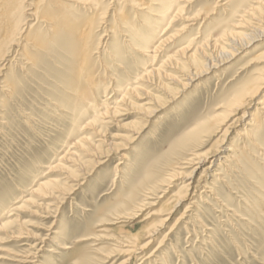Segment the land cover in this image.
Here are the masks:
<instances>
[{
    "label": "rangeland",
    "instance_id": "obj_1",
    "mask_svg": "<svg viewBox=\"0 0 264 264\" xmlns=\"http://www.w3.org/2000/svg\"><path fill=\"white\" fill-rule=\"evenodd\" d=\"M139 1L145 9L133 7L128 0H99L96 15L89 9L90 4L74 11L80 22L92 21L95 36L101 37L91 63L97 87L79 89L87 92L88 100L103 102L97 108L100 113L105 112L107 104L114 108L121 101L114 96L109 78L116 84L133 86L134 78L150 66V56L141 57L126 48L127 39L121 35L125 27L119 26L124 18L131 30L153 35L150 46L157 42L155 35L164 25L155 22L158 7L152 6L153 1ZM192 1L181 10L179 18L212 8V0ZM227 2L226 12L217 9L203 27L195 25L184 30L182 19L173 20L166 36L181 32L172 41L175 46L166 52L165 48L172 45L164 46L161 56L155 59L153 67L160 69L159 77L145 83L143 90L125 95V113L109 115L110 119L93 125H89V113L76 124V130L70 121L73 91L43 70L35 77L26 76L29 68L21 65L14 53L22 42L18 40L17 47L9 46L5 61L0 63V264H25L8 261L11 254H40V262L45 259L47 264H264V120L258 148L247 147L244 155L236 153L230 163L221 159L226 153H218L221 146L240 147L251 141L243 140L238 133L246 130V120L256 114L254 103L264 98V85L255 101L245 104L235 115L230 107L236 96L264 76V54L254 57L264 52V9L253 21L249 19V27L237 29L247 31L249 40L231 46L229 43L224 54L209 44L204 50L206 60L201 59L202 70L194 65H189L192 69L188 72L183 70L180 66L184 60L180 58H173L171 64L165 62L185 46L188 37L193 48L203 37H216L224 24L229 23L231 29L230 24L236 23L243 12L264 5V0ZM232 10L238 13L229 20ZM168 17L170 14L165 19ZM250 26L258 30L248 32ZM22 30L24 36L26 27ZM113 48L121 54L111 59ZM47 65L53 69L50 62ZM5 81L15 86L9 99L3 87ZM212 126L215 128L211 132ZM191 154L215 156L217 164L221 161L227 167L219 164V178L212 175L217 168L203 175L207 162L193 174L192 168L183 164ZM124 156L129 161H124ZM189 175H193L192 200L184 198L177 204V195L183 183L189 182ZM149 177H162L165 182L150 193L145 185ZM48 180L56 184L49 195L34 193L38 184ZM211 183L215 195L199 196ZM131 192L137 194L134 209L129 207ZM194 201H198L196 208L190 205ZM167 212L169 221L159 223ZM54 231L57 236L52 235ZM128 239H136L145 248L131 258L125 256L122 243ZM127 258L129 261H124Z\"/></svg>",
    "mask_w": 264,
    "mask_h": 264
},
{
    "label": "bare ground",
    "instance_id": "obj_2",
    "mask_svg": "<svg viewBox=\"0 0 264 264\" xmlns=\"http://www.w3.org/2000/svg\"><path fill=\"white\" fill-rule=\"evenodd\" d=\"M28 1H30V2H28ZM152 1H153L152 6L158 7V10H159L157 15L155 16V18H156L155 22L156 23H160V22L164 23L162 28L159 30L158 35L156 36L155 35L156 33H154L155 37H158V40H157V42H155V44L153 46H150V43L153 41L152 40L153 35L150 32H147V31L139 32L137 30H135V31L131 30L130 26H127L125 24L124 18L120 20V25H119L120 27H125V30H124L123 34H121V35L127 39V41L124 40L125 41L124 44L126 43V48L128 46L129 49L134 50L141 57L150 56V60H148V62H147V63H149L150 66H149V68L143 70L140 73V75H138L137 77L134 78L133 86L131 85L132 87L130 85H128L127 83H124L123 85L116 84L115 80H113L112 78H109V80L112 84V86L110 88L114 92V96L116 98L120 99L121 101L118 102L114 108H110L109 104H107V106L104 108L105 109L104 113H100L101 111H99V109H97L100 107V105L103 102H97V100H88L86 98L87 92L79 90L81 88H85V86H88V88L90 90H95L97 87V85H94V83H93L92 64L91 63L93 62L92 55L95 53V51H97V46L99 45V43L101 41V37L98 38L99 35L95 36V28L93 26L92 21H90V23H82V22H80L81 21L80 18H78L77 16L74 15V11H77L78 6H80L82 4H90L89 9L92 10L93 12L95 11V13L93 15H96V12L100 8L99 7V4H100L99 0H0V63L5 61L7 54L9 53V51L11 49V48H9V46L11 44H13L17 47L16 42L19 40L20 42H22V44L20 45L19 51L23 52V55L21 56L19 54V51H15L14 53H15V56L17 55V61L21 65L29 68L27 70L26 76L35 77L36 75L39 74V70H43V71H46V73H48L50 77L56 78V81L59 84H61L63 87L69 88L73 91L72 101H71L72 107L70 109V113H71L70 114V116H71L70 121L72 122V124H74V125L78 124V122L82 118H86V116H88L89 113L92 114L91 115V121H90L89 125L96 124L99 121H100V123L101 122L103 123L104 119L106 120L107 118L110 117L109 115H117V114H122V113L126 112V110L124 109L127 106L125 104V102H126L125 101V95H128L131 92V90L132 91H140L142 89V86L145 83H149V82L153 83L154 79L156 77H159L160 69L159 68L154 69V67H153L155 65V59H157L158 57L161 56V51H163L162 48H164V46H169V43H171V45H172L170 47L165 48L164 52H166L169 48L171 49V47L175 46V41L174 42H172V41L174 40L175 37L180 35L179 33L181 32V31H179V33L177 32L176 33V34H178L177 36L176 35L174 36V34L172 36L169 35V37L166 36V32H167L168 28L171 26V23L173 20L182 19L181 21H183L185 23L182 26V27H184L183 28L184 30L185 29L188 30V28H190V27L193 28V26H195V25H199L198 27L200 28V27H203V25H205L207 23V21H209L214 15L217 14V11H216L217 9H221L222 11L226 12L225 10H226L227 5H228L227 0H212L213 1L211 3L212 8H209L203 14L193 15L191 17L179 18V15L181 14V10L186 8L191 3L192 0H148V2H152ZM128 2L133 7H137V8L141 7L142 10L145 9V4H141L139 0H128ZM179 3H183V5H180V7H179V5H178ZM263 9H264V5H260V7L258 9L252 8L251 10L243 12L242 15L239 16V19L236 23L230 24L231 29H229L227 27V25H229V23L224 24L225 25L224 28H222L218 32L216 37L215 36L203 37V38H201V40L199 42L196 43V45L193 46V48H190V46L192 45V42H191V38L189 39V37H188L187 40H185L183 42L185 46L181 47L176 52H174L173 56L168 57L165 60V62L170 63V62L174 61L173 58H177V59L180 58V59L184 60V64H182L183 66H180V67L185 68L183 70H186L188 72L189 69L191 68L189 65H194L196 70H198V69L202 70L201 59L203 60L205 58L206 54H205L204 50L208 47V45L212 44V46L214 47V51L216 48H218V50L220 51L219 53L224 54V52L227 51L226 48L229 46L228 45L229 43L231 46V43L236 44V43H239L241 41L247 40L249 38V35L246 33L247 31L245 33H243L240 31L238 32L237 29H243L242 27H245V26L249 27V23H250V22H248L249 19L252 18V21H253L255 18L254 16L257 15V12L260 10L262 11ZM142 10H140V11H142ZM237 13L238 12H236L235 10H232L231 15L228 16L229 20L232 19V17H234L235 15H237ZM262 13H264V12H262ZM24 14H25V16H24ZM169 14H170V17L165 19V16L169 15ZM259 14H260V12L258 13V15ZM263 15H261V16H263ZM262 18L264 19V16ZM147 19H149V18H147ZM259 19H261V18L259 17ZM259 19H258V21H259ZM263 19H261V20L263 21ZM261 20L259 22H261ZM255 22H257V21H255ZM31 23H32V25H31ZM254 25L256 26V24H254ZM24 26L26 27L27 32L25 33L24 36H21V33L23 31L22 27H24ZM32 27H35V28H32ZM250 27H251V29L248 30V32L253 33V32L258 30L256 28H254V26H250ZM256 27H258V25ZM261 27H262V25H261ZM262 33H261V36H262ZM261 36H257V37L260 38ZM253 37L254 36H252V39H253ZM255 40H256V38H255ZM255 40L253 39V41H255ZM140 41H142V42H140ZM244 42H241V43H244ZM250 42H249V44H250ZM136 43H137V45H136ZM180 43H181V40H180ZM246 43H248V42H246ZM138 44H140V45H138ZM182 45L183 44H181V46ZM234 47H235V45H234ZM238 47H239V45H238ZM233 50H234V48H233ZM230 52L231 51H229L228 53H230ZM117 54L120 55L121 53L119 52L118 49L116 50L115 48H113V51L110 53L109 56L111 59H113L116 57ZM262 54H264L263 51L257 53L254 57L255 58L259 57ZM212 56H214V55H212ZM219 56H222V55H219ZM207 59H208V57H207ZM205 60H206V58H205ZM48 62H50L52 64L53 69H50V67L47 65ZM173 63H175V62H173ZM176 63H177V61H176ZM2 64H0V67L2 66ZM203 65H204V62H203ZM173 67H174V65H173ZM56 69L62 70L63 73L61 75L60 74L57 75L54 72V71H57ZM195 69H194V71H196ZM0 70H1V68H0ZM194 71H192V72H194ZM263 71H264V69H263ZM263 71H261V72H263ZM190 72H191V70H190ZM182 73H184V72L183 71L180 72V74H182ZM203 73H205V72H203ZM201 74H202V71H201ZM198 75L199 74H197V76ZM199 77H200V75H199ZM186 79L184 81H186ZM13 84H16V83H13ZM262 85H264V76H261L258 83H254L251 86H247L243 92H241L238 96H236L234 98L232 106L230 107V110L233 109V113L237 112L245 104L249 105L250 102L255 101V99L259 96ZM184 86H185V83H184ZM3 87H5V89H6V90H4L5 95H7L8 99H9V97L15 91L14 90L15 86L9 85L5 81V84ZM107 87H108V85H107ZM185 89H186V87H185ZM91 92H93V91H91ZM254 106H256V110H255L256 114H254L252 116L250 115L248 118V121L246 120V123L244 124V126L246 127V130L238 133V136L243 138V140H245V138H248L249 140L251 139V141H249V144H247V145L242 144V145H240V147L239 146L235 147V146L230 145V147H226L225 149H223V147L220 145L221 147L220 146L219 147H220V150H222V151H220L218 153H224V154L226 153V155L221 158L222 160H224V162L230 163L231 160L234 159V156L236 157V153L240 152L241 155H244V153L247 151V147L249 149H251L252 147L258 148V146H260L261 142H259L258 135L260 134L261 130L263 129L262 124H261L262 123L261 120H264V98L255 102ZM67 108H64L63 110H65ZM63 110H62V112H63ZM226 114H227V112L225 113V115ZM153 115H152V117H153ZM234 115H235V113H234ZM225 117L228 118L227 116H225ZM235 120H237V119H235ZM218 122H220V121H217V123ZM233 122H235V121L233 120ZM214 124L216 125V122H214ZM74 128L76 130L77 125ZM214 128L215 127L212 126L209 131L212 132L214 130ZM248 129H250V131H248ZM225 130L229 131L227 129H225ZM100 137H101V135H100ZM214 153L216 154V152H214ZM213 157H215V156H213ZM213 157H210V158H207L206 156L205 157L204 156L199 157V156H196L194 154H191L190 156L187 157V159L184 160V163L183 162L182 163L184 165L190 166L192 168V172L194 174V172L196 171V169L199 165H202L203 163L207 162V163H209V166L205 167V169L203 170V175H205V174L207 175V173L211 172V168H217V170H215L217 172L212 170L213 171L212 175L214 177L218 176L217 178H219L220 174H221L220 172L222 171L221 168H219V164L224 166L225 163L218 161L219 163L217 164V160H214ZM235 159H237V158H235ZM123 160L129 161V157L124 156ZM204 166H205V164H204ZM226 167H227V165H226ZM147 171H146V173H147ZM202 176L200 177V180H201ZM175 177H176V175H175ZM177 177H178V175H177ZM191 177H190V175L188 178L186 177L189 182L187 184L184 182L183 185L181 186L182 191L179 192V194L177 195V201H176L177 204L182 202L181 200L184 198L188 199L190 197L189 200L190 201L192 200V198H191L192 197L191 185L193 183L191 180H193V179H191ZM174 180H175V178H174ZM163 181H164V179H162V177L157 178V179L155 177H153V178L149 177V180L145 184L146 188H147L146 190L150 193L155 192L160 187V185L163 184ZM200 182H198V183H200ZM195 184H197V183H195ZM204 185L205 184H203V186ZM211 185H212L211 187L204 188V192L201 191L202 193L199 196H202L203 193L206 195L207 194H209V195L214 194L215 189H213V188H215V185L213 183H211ZM55 187H56L55 182L53 180H48V181H45L43 183L38 184V186L34 190V193H38L42 197L43 196L45 197V195L48 194L50 191L54 190ZM194 190H196V188ZM182 192H184L183 195H180ZM37 196L41 197L39 195H37ZM173 198H174V196H173ZM173 198H172V200H174ZM201 198L202 197H200V199ZM198 199H199V197H198ZM136 201H137V194L131 192L130 196H129V202H130L129 207H131V208L136 207V206H133L136 204ZM168 202H169V200H168ZM197 204H198V201H194L193 204H190V205H193V207L196 208ZM173 208H175L174 205H173ZM81 209H82V207H81ZM186 209H188V208L186 207ZM84 211H86V210H84ZM169 212H170V210H169ZM164 216H165L164 218L160 219L159 223H166L169 221L170 213L164 214ZM181 216H182L181 218H183V215H181ZM159 217H162V216L160 215ZM152 233L153 232L148 233V234L151 235ZM52 235L57 236V233L54 231L52 233ZM21 238H22V236H21ZM53 239H55V238H53ZM148 243L149 242H147V244ZM140 245L137 244L136 239H128L127 241H124L122 243L123 253L125 254V256H128L129 258H131L134 254H136L137 251H141V249L144 247V245L143 246H140ZM21 246L30 247L27 243H22ZM37 246H39V245H37ZM138 247H140V248H138ZM52 253L58 255L57 250L56 251L53 250ZM11 255L12 256H9L6 258L8 261H11V262L25 263V264L26 263H28V264H47L45 259L40 262V259H41L39 256L40 254H34V256L33 255H27L26 257H22L21 255H16V254H11ZM29 258H30V260H28ZM129 258H127L124 261H126V262L129 261Z\"/></svg>",
    "mask_w": 264,
    "mask_h": 264
}]
</instances>
